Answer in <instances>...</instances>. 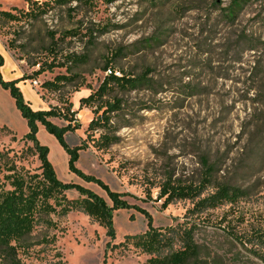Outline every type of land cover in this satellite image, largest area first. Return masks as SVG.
Masks as SVG:
<instances>
[{
	"label": "rangeland",
	"instance_id": "1",
	"mask_svg": "<svg viewBox=\"0 0 264 264\" xmlns=\"http://www.w3.org/2000/svg\"><path fill=\"white\" fill-rule=\"evenodd\" d=\"M0 11L20 18L0 20L6 52L2 79L23 78L17 87L33 110L70 103L79 127L64 140L69 147L86 146L75 166L112 191L127 193L124 199L144 209L154 228L180 224L195 202L182 199L161 209L158 185L168 174L182 185L197 184L203 156L217 161L218 176L254 163L249 182L257 184L248 199L195 218L194 240L211 264H262L226 231L264 228V0H0ZM26 12L31 13L22 15ZM106 65L133 77L145 75L161 89L117 95L121 112L111 114V123L120 125L118 141L97 150L93 140L100 131H87L93 113L80 107L79 99L99 86ZM57 75L75 79L55 92L41 87ZM27 131L14 100L0 87V182L6 189L12 174L40 173L33 145L23 139ZM36 138L47 147L61 182L79 184L110 204L99 187L67 171V155L40 125ZM63 197L79 198L73 190ZM47 219L48 224H34L17 253L19 264H144L149 258L131 244L119 245L147 229L133 209L113 211V238L78 210Z\"/></svg>",
	"mask_w": 264,
	"mask_h": 264
},
{
	"label": "trees",
	"instance_id": "2",
	"mask_svg": "<svg viewBox=\"0 0 264 264\" xmlns=\"http://www.w3.org/2000/svg\"><path fill=\"white\" fill-rule=\"evenodd\" d=\"M57 4L70 2L86 3L87 0H54ZM243 2L248 0H242ZM31 12L22 15L29 16ZM17 15L8 11H0V20L19 21ZM7 48H12L8 43ZM3 65V57L0 54V68ZM105 74L99 86L87 96L79 99V106L91 108L93 118L90 120L87 131H100L93 146L97 150H106L118 141L116 136L120 125L111 123V114L121 112V100L117 95L130 92L135 89L147 90L155 93L161 87L144 76L133 77L130 74L117 72L109 65L104 67ZM43 70L34 73L39 75ZM117 72L118 75H115ZM147 73V71H145ZM20 79L3 80L0 74V87L7 90L14 100V104L21 117L26 121L28 131L23 139L30 141L39 160L40 173L25 177L12 174L9 189L0 182V263L19 264L18 251L25 247L33 230L34 224L40 220L48 224V216L51 214H66L71 210H78L85 214L90 220L105 229V234L113 238L112 213L115 210L133 209L146 220V231L142 234L125 236V243L131 244L142 254L149 258L144 264H211L202 254L204 246L194 240L196 229L195 218L209 210L220 206L236 205L240 201L248 199L252 188L257 181L249 182L254 175L255 164L251 161L244 165L236 166L226 175L218 176L219 166L217 161H210L206 156L201 159L202 173L197 184L182 185L177 179L167 175L165 180L158 185V200H162L161 209L169 204L182 200L194 199L192 207L184 214V221L164 231L154 228L150 215L142 208L129 204L124 197L127 193L112 191L100 179L86 175L81 172L75 163L78 153L85 150V142L75 147H69L64 136L68 132H74L79 124L75 118L76 111L72 110L70 103L62 107H51L47 110H33L22 97L17 83ZM30 79V77H29ZM73 76L57 75L52 81L44 82L41 87L48 91H58L62 83L73 81ZM189 96L193 95L189 87H186ZM101 111V112H100ZM100 112V113H99ZM50 119H58L65 122L64 126L53 124ZM38 125L52 135L59 146L67 155V171L86 183H92L99 187L110 202L108 204L102 197L92 193L90 190L75 183H63L55 175L54 169L47 159L48 149L41 145L37 138ZM211 192L206 193V189ZM73 190L79 198L68 201L63 193ZM206 193V194H205ZM149 197V195H148ZM57 209L58 212H57ZM243 219L240 218V224ZM237 225V224H236ZM239 225V224H238ZM230 227L226 236L231 242L247 249L264 264V228L256 230L237 231ZM254 249V250H253ZM213 264V263H212ZM215 264V263H214Z\"/></svg>",
	"mask_w": 264,
	"mask_h": 264
},
{
	"label": "crops",
	"instance_id": "3",
	"mask_svg": "<svg viewBox=\"0 0 264 264\" xmlns=\"http://www.w3.org/2000/svg\"><path fill=\"white\" fill-rule=\"evenodd\" d=\"M0 54L3 57V59L5 60V54H6L5 47H4V45H3V43L1 41H0ZM16 78L17 77L12 76V77H9L7 80L16 79Z\"/></svg>",
	"mask_w": 264,
	"mask_h": 264
},
{
	"label": "built area",
	"instance_id": "4",
	"mask_svg": "<svg viewBox=\"0 0 264 264\" xmlns=\"http://www.w3.org/2000/svg\"><path fill=\"white\" fill-rule=\"evenodd\" d=\"M108 73H110V70H107V71L105 72V74H108ZM114 74H115V75H118L117 72H114ZM31 83H32L34 86L36 85V82H35V81H32Z\"/></svg>",
	"mask_w": 264,
	"mask_h": 264
}]
</instances>
